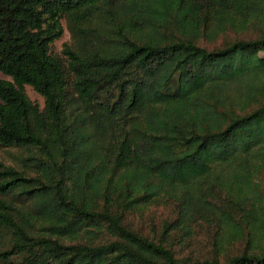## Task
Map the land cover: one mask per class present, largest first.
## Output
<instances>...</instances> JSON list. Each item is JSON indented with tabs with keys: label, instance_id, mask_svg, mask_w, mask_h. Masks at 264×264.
<instances>
[{
	"label": "trees",
	"instance_id": "16d2710c",
	"mask_svg": "<svg viewBox=\"0 0 264 264\" xmlns=\"http://www.w3.org/2000/svg\"><path fill=\"white\" fill-rule=\"evenodd\" d=\"M252 27L264 0H0V151L15 152L0 161V264H264ZM161 200L183 236L212 229L218 255L178 259L131 227Z\"/></svg>",
	"mask_w": 264,
	"mask_h": 264
},
{
	"label": "rangeland",
	"instance_id": "374dc122",
	"mask_svg": "<svg viewBox=\"0 0 264 264\" xmlns=\"http://www.w3.org/2000/svg\"><path fill=\"white\" fill-rule=\"evenodd\" d=\"M64 34L61 39L57 40L51 47V52L54 55L62 57V50L65 44H69L70 34L67 30L66 22H62ZM264 36V27L256 28L252 27L249 33L245 36L248 38H258ZM234 38V35H228L225 39ZM222 39H219L215 44L211 46H218L222 44ZM259 56L264 57V52H260ZM0 79L11 81L9 77L0 73ZM25 93L27 97L34 103H37L40 107H43V98L36 94L32 88L26 86ZM15 153L14 150L0 151V161L6 165L12 163L11 155ZM257 183L260 186V193L262 196V205L264 207V165L257 177ZM131 227L139 230L143 235H151L152 237L159 239L163 238L167 245L174 251L175 257L178 259H206L218 255L213 247V241L215 235L212 233V229L206 225H202V228L196 227L189 232V234L182 235L175 228H171L173 223L177 221L175 213V206L170 201H158L151 205H148L145 209V215L140 218L133 216L130 219ZM169 232H164L167 228ZM262 244H264V229ZM243 249L242 243H234L230 246L225 245V249L220 253L219 259L224 260L226 257H231L238 254Z\"/></svg>",
	"mask_w": 264,
	"mask_h": 264
}]
</instances>
